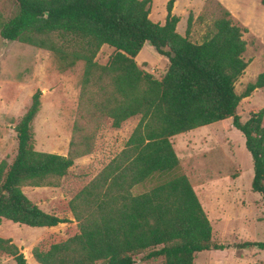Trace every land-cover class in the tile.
I'll return each instance as SVG.
<instances>
[{
    "label": "trees",
    "instance_id": "1",
    "mask_svg": "<svg viewBox=\"0 0 264 264\" xmlns=\"http://www.w3.org/2000/svg\"><path fill=\"white\" fill-rule=\"evenodd\" d=\"M177 0H169L164 24L151 20L153 0H15L16 14L1 37L51 51L62 72L84 64L79 116L67 156L35 149L33 123L42 92L16 126L17 155L0 164V225L3 220L31 228L70 223L41 210L23 188H58L76 160L95 150L96 137L109 121L114 129L132 118L140 121L124 149L69 202L78 233L51 245L35 247L39 264H195L196 255L224 251L213 242V228L171 139L229 119L245 139L253 160L252 191L264 201V108L243 123L238 108L244 98L264 88V72L238 95L236 82L248 63L244 34L224 11L215 33L201 43L178 33ZM264 6V0H261ZM57 36L60 43L49 38ZM47 37V38H43ZM149 44L168 59L161 80L142 70L136 58ZM115 49L108 64L96 58L103 46ZM155 177L167 179L151 190L134 189ZM264 251V242L243 245ZM28 264L11 239L0 237V256Z\"/></svg>",
    "mask_w": 264,
    "mask_h": 264
},
{
    "label": "rangeland",
    "instance_id": "2",
    "mask_svg": "<svg viewBox=\"0 0 264 264\" xmlns=\"http://www.w3.org/2000/svg\"><path fill=\"white\" fill-rule=\"evenodd\" d=\"M168 2L153 0L150 14L153 22L165 23ZM225 10L231 13L236 25L248 29L244 34L247 50L243 56L248 68L235 85L237 94L243 95L248 85L264 72V6L261 0H177L174 15L181 19L177 31L186 35L188 18L193 14L189 39L201 44L215 33L214 24ZM16 12L15 0H0V164L7 162L9 165L18 150L16 126L30 108L37 90L42 96L41 109L33 123L35 149L68 155L79 116L84 72L82 62L62 72L51 51L3 39L1 28ZM49 38L60 43L55 35ZM114 52V48L103 46L96 62L108 64ZM136 62L157 80H161L169 68L168 59L150 45L138 55ZM263 108L264 88L242 100L238 115L245 123ZM139 121L140 117L132 118L120 129L112 128L106 121L97 134L93 153L76 160L58 188H23L25 195L41 210L66 218L70 223L55 228H31L3 220L0 237L11 239L28 264H39L32 254L35 247L47 250L77 234L78 225L69 202L124 149ZM171 141L180 159L181 172L189 177L211 221L213 242L226 246L224 251L197 254L195 264H264V251L243 246L264 242V201L260 194L252 191L253 160L242 133L233 126V120L180 134ZM166 179L155 177L135 188L134 193H145ZM0 264L16 263L12 257L1 255ZM139 264L164 263L161 259Z\"/></svg>",
    "mask_w": 264,
    "mask_h": 264
},
{
    "label": "crops",
    "instance_id": "3",
    "mask_svg": "<svg viewBox=\"0 0 264 264\" xmlns=\"http://www.w3.org/2000/svg\"><path fill=\"white\" fill-rule=\"evenodd\" d=\"M182 35H183V34H182ZM148 45H149V44H146L145 47H144V49H143L141 52H144V51L146 50V48H147ZM239 178H241V176H240Z\"/></svg>",
    "mask_w": 264,
    "mask_h": 264
}]
</instances>
